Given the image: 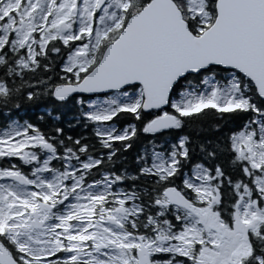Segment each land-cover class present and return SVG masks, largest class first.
<instances>
[{"label":"rangeland","instance_id":"obj_1","mask_svg":"<svg viewBox=\"0 0 264 264\" xmlns=\"http://www.w3.org/2000/svg\"><path fill=\"white\" fill-rule=\"evenodd\" d=\"M172 1L178 12L180 11L179 18L173 11L176 17L185 24L189 20L192 22L194 37L201 36L212 24L214 17L207 0ZM95 4L96 0H0V40L6 38L7 33L15 35L25 48L23 55L26 61L34 62L35 58L30 57L36 54L41 42L54 34L65 33V40L75 34L69 39L75 44L86 30V33L93 32L92 39H97V34L106 27L119 28L122 16L133 11L129 12V9H132L129 7L130 0H106L98 11L94 8ZM62 25L65 26L64 29H60ZM222 33L223 31L217 34L214 32L212 40L220 38ZM223 36L228 38L226 33H223ZM79 43L85 47L83 38ZM103 44L104 42L95 46L99 56L109 50L112 43ZM78 50L75 48L69 51L65 56V64L69 68L76 65L79 70H83L89 59L77 56ZM51 51L56 53L57 49L52 48ZM250 84L254 87L249 77L235 67L221 66L212 73L202 74L198 84L186 79L171 95L173 111L179 113L208 105L223 111L233 107L244 112L251 109L250 107L254 110L250 119L247 120L246 117L242 120L240 128L230 134L232 149L237 160L241 162L243 174L248 182H233L234 198L227 203L226 215L218 209L221 199L220 189L217 188L218 172L208 169L201 162H196L190 169H183L184 174L178 182H163L164 198L161 195L157 198L152 196L146 203L157 209L156 214L160 217L158 230L167 232L174 229V238L188 250L193 245L192 238L199 236L198 241H202L204 245L197 251V255L205 263L238 264L242 255L252 251L250 236L258 235L264 229V109L255 107ZM56 86L54 85V88ZM0 89H4L1 82ZM141 95L139 88H133L95 98L84 106V112L97 124H103L116 108H135L141 100ZM75 99L83 98L76 96ZM27 125L30 126L29 129ZM104 125L107 131L111 130L109 123ZM126 129L127 127L121 125L112 136H120ZM38 139L51 145L28 121L20 122L18 118L11 117L7 125L0 126V161L8 162L7 158L17 156L23 166L27 162L31 182L29 186H21L13 180H8L3 175L14 170L0 165L2 237L10 244H19V248L32 258L42 252L51 253L60 248L63 257L80 258L87 260L88 264H102L107 255L114 256L117 245L122 243L124 263L130 264L131 239L135 238L121 227V220L129 218L133 212L132 192L126 190L121 182L114 180L113 175L110 176L104 171L106 176H101L87 185L76 182L74 198L68 201L62 196L54 199L51 194L58 193L60 182H65L66 178L76 174L75 179L82 178L78 172L71 169H81L96 158L78 151L64 150L60 159L68 161L70 169L63 166L64 170L55 168L56 172L44 166L45 163L40 164V160L33 156L32 146ZM177 142L181 145V153L184 154L182 138H178ZM109 151L106 148L103 153ZM47 154L50 155V152L47 151ZM145 157H142V167L150 171L157 170L159 176L172 172L176 167L177 158L174 148L171 147H151ZM107 179L114 182H108ZM72 189L73 187H63V192L68 193ZM120 190L122 193L116 195ZM136 192L140 197V190ZM141 197L143 198L142 194ZM39 200L53 201L57 205L56 210L49 214V221L43 230L47 236L44 239L42 232L23 227L26 226L27 210L36 207ZM134 205L139 207L136 203ZM119 207L123 209L122 213L116 212ZM166 213L173 215L170 217ZM234 213L238 215L242 227L234 226ZM226 217L231 220V226L227 225ZM172 218L176 224H173ZM167 219L171 221L167 223ZM260 224L262 229L258 232ZM59 234H63V237H59ZM34 240H37V243ZM44 240H47V243ZM168 242L169 240L166 244ZM173 244L176 248V243ZM150 260L152 263L166 264L165 261L156 260L151 256ZM107 261L108 259H104L103 264Z\"/></svg>","mask_w":264,"mask_h":264},{"label":"trees","instance_id":"obj_2","mask_svg":"<svg viewBox=\"0 0 264 264\" xmlns=\"http://www.w3.org/2000/svg\"><path fill=\"white\" fill-rule=\"evenodd\" d=\"M133 1L135 3L133 7L138 8L147 0ZM213 1L207 0L212 17ZM188 23L194 29L190 20ZM5 37L0 40V82L4 86V89H0V126L7 125L11 117L18 118L20 122L28 121L35 126L36 131L55 146V152L58 153L57 156L38 153L35 158L40 160V164L45 163L52 168L62 166L60 156L64 150L84 151L83 154H89L97 159L106 148L109 149L110 151L102 154L101 160H98L90 171L100 174L105 170L116 175L119 178L118 182H121L126 190L133 193L140 190V197L136 200L140 210L136 214L134 212L130 214L125 225L129 224L131 229L155 234L165 232L158 230L160 217L156 214L155 206L146 204L147 200L152 199V196L160 197L163 182H178L184 174L183 169H190L194 163L201 162L208 169L218 172V178L221 179L217 184L221 197L218 209L223 215L227 214V203L234 198L233 182H248L243 174L241 162L237 160L231 148L230 134L240 128L242 120L246 117L247 120L250 119L254 111L252 107L247 112L239 109L213 111L202 108L186 114H178L169 104L159 111H145L139 105L135 111L118 109L112 121L118 127L132 125L133 129L127 130V137L110 141L103 147L100 136L94 133V127L81 115L78 105L75 104L77 94L62 101L53 96L54 85L66 81L64 72L60 69L62 50L56 53L51 51L52 48L59 46V43L51 42L42 55L35 57L34 62H28L23 55L24 50L16 48L14 42L8 43L9 39ZM113 37L114 35L109 40ZM219 68L221 67L211 64L197 74H185L184 78H180L174 84L173 93L182 85L183 79L203 72L205 74L214 72ZM249 88L254 96L255 107L264 109V98L257 94L252 84ZM160 112L174 113L175 125L168 129L149 132L146 128L147 122ZM178 138H182L183 141V155L178 151L180 147ZM151 147L174 148L177 164L168 176H159L158 172L148 171L142 167L144 162L142 157H145ZM7 159L9 162L5 160L0 162L3 167L15 164L19 171L29 174L28 166H23L17 156ZM166 214L172 217L171 213ZM172 220L175 224L176 221L173 218ZM225 220L229 221L227 217ZM261 229L262 227H259L258 232ZM250 238L252 251L241 258L240 264H264V229ZM192 248H197V244L193 243Z\"/></svg>","mask_w":264,"mask_h":264},{"label":"water","instance_id":"obj_3","mask_svg":"<svg viewBox=\"0 0 264 264\" xmlns=\"http://www.w3.org/2000/svg\"><path fill=\"white\" fill-rule=\"evenodd\" d=\"M173 11L179 18L172 0H150L131 15L118 39L109 46V50H105L102 61L83 77L73 92H103L128 83H139L146 93L142 109L159 110L167 104L173 85L182 76L212 64L235 67L249 77L260 97L264 98V0H216L215 18L199 37H194ZM168 14L174 15L175 23L188 37L191 44H186L185 48L192 50L185 58L174 62L169 59L172 58L171 50L179 47L157 43L149 30L150 20H159ZM220 31L228 38L225 39L222 33L213 41V33ZM215 45L217 48L213 50ZM226 46L230 48L225 49ZM71 93L61 84L53 88L56 99ZM173 124L172 116H157L151 119L149 128L157 130ZM9 177L27 182L20 174ZM237 226H240L238 222ZM0 250V263L12 260L9 251L1 244Z\"/></svg>","mask_w":264,"mask_h":264},{"label":"flooded vegetation","instance_id":"obj_4","mask_svg":"<svg viewBox=\"0 0 264 264\" xmlns=\"http://www.w3.org/2000/svg\"><path fill=\"white\" fill-rule=\"evenodd\" d=\"M105 3H106V0L102 4V6ZM133 5H135L134 1L133 0H130L129 7H133ZM124 13H125V11H124ZM127 17L128 16H126V15H123L122 16V20H121V23H120V29L123 27V25H124L125 20H126ZM64 28L65 27L63 25L60 27V29H64ZM104 32H105L104 37H102V32H100V33L97 34V36H99V43L98 44H94L93 46L91 45L92 44V36H93V33L91 35H88L84 39V41H88L90 43V46L88 47V49H89L88 52L89 53L94 52V55H91L93 57H95L96 54H97V51L95 49V46H98V45L102 44V42L105 41L104 39L107 37V34H108L107 33V30H105ZM10 42H11V40H8V43H10ZM51 42L59 43V46H57L56 49H57V52H59V51L62 50L63 55H65L69 51L70 47L73 46V44H74V42H72L71 40L66 39V40H63L62 41L59 38V36H53L52 38L49 39L47 45L45 46V50H46L48 44H50ZM5 47L7 48L8 46L6 45ZM45 50H44V52H45ZM100 138L102 140L103 147H105L106 145H108L109 142L108 141H105L106 140L105 137H100ZM78 152H81V151H78ZM102 154L104 155L106 153H102ZM102 154L99 155V157H100L99 158V161L102 158ZM84 155H89V154H84ZM195 164L196 163H194L193 165H195ZM91 167H92V165H90V166H86L85 165V166H83L81 168V171L87 172L86 174L82 175V182L90 181V179H92L93 177H95L97 179H99L101 177V174H93L92 175L91 174V171H90ZM217 180H218V182L221 181V179H219V178ZM43 208H47V206H44ZM53 208H54V206H53ZM35 215H37V219L40 218V219H42L44 221L43 224L36 230V231L42 232V239H44V238L47 237L46 236V232H44L43 230H44V227H45L46 222L48 221V217H47L48 216V213L46 211H44V210H42V211L39 210V211H37V214H35ZM32 216L34 217L33 214H32ZM24 227L25 228H28L27 225L24 226ZM135 233H137V232H134V234ZM62 235L63 234H59V237H63ZM29 239H30V237H29ZM34 242L37 243V240H34ZM44 242L46 243V240H44ZM6 245H7L8 249H9V251H10L11 257L13 258V262L11 264H88L89 263L87 260H83V259H78L76 261L75 258L63 257L61 255L63 252L61 251L60 248H58L56 250H53L51 253L42 252L40 255L32 258V257H30V255L26 251H24V250L21 249V251L17 252L13 248L12 245L7 244V243H6ZM195 250L196 251H195L194 254L197 256L198 249L196 248ZM18 253H19V255H18ZM184 253L185 252H182L181 254H179V253H175L174 254L173 259H178L177 257H180L179 258V261L173 260L171 256H165V255H161V256L167 257V260L165 262L166 264H187V263L188 264H198V263L203 264L202 261L201 262L198 261L197 257H195V258L192 257V261H189L188 258H187V256H183ZM150 256H151V258H154V259L160 261V257L161 256L159 258H157L158 255L156 253L152 252ZM152 264H158V263H154L153 262Z\"/></svg>","mask_w":264,"mask_h":264},{"label":"bare ground","instance_id":"obj_5","mask_svg":"<svg viewBox=\"0 0 264 264\" xmlns=\"http://www.w3.org/2000/svg\"><path fill=\"white\" fill-rule=\"evenodd\" d=\"M174 19L175 17L173 14H168L161 17L159 20L152 19L149 21L151 37L157 43L164 42L168 43L173 48L179 47L178 50H171L172 58L169 59L173 62L185 58V56L192 51L190 47L185 48V45L190 43V41L181 28L177 26ZM216 48L217 45L213 47V50ZM226 48H230V46H226L225 49Z\"/></svg>","mask_w":264,"mask_h":264}]
</instances>
